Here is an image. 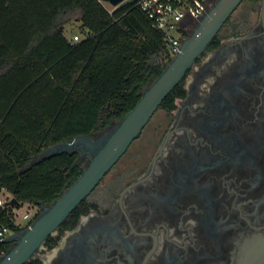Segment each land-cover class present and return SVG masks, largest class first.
<instances>
[{
  "label": "flooded vegetation",
  "instance_id": "flooded-vegetation-1",
  "mask_svg": "<svg viewBox=\"0 0 264 264\" xmlns=\"http://www.w3.org/2000/svg\"><path fill=\"white\" fill-rule=\"evenodd\" d=\"M262 5L255 18L221 27L179 81L185 94L175 107L161 109L128 153L149 121L99 194L109 172L96 186V206L73 227L60 225L50 234L56 245L46 238L24 263H240L264 232ZM209 10L191 20L187 36Z\"/></svg>",
  "mask_w": 264,
  "mask_h": 264
},
{
  "label": "trees",
  "instance_id": "trees-1",
  "mask_svg": "<svg viewBox=\"0 0 264 264\" xmlns=\"http://www.w3.org/2000/svg\"><path fill=\"white\" fill-rule=\"evenodd\" d=\"M72 21L80 22L76 41L65 34ZM173 57L139 0L111 8L100 0H0V190L17 200L0 204V223L18 232L27 224L16 222L14 207L59 197L83 171L79 152L39 156L51 145L111 128ZM184 94L178 82L158 110L171 111ZM92 192L61 232L96 206ZM57 240L49 235L46 244ZM9 248L0 238V258Z\"/></svg>",
  "mask_w": 264,
  "mask_h": 264
},
{
  "label": "water",
  "instance_id": "water-1",
  "mask_svg": "<svg viewBox=\"0 0 264 264\" xmlns=\"http://www.w3.org/2000/svg\"><path fill=\"white\" fill-rule=\"evenodd\" d=\"M116 7L125 0H100ZM243 0H217L201 18L198 28L183 38L180 51L163 69L161 74L147 85L136 105L114 125L96 137L78 135L48 147L40 156L63 151H77L89 154V162L81 175L68 186L51 204H42L41 211L30 225L18 232H11L5 241L15 244L0 258V264H23L46 238L57 231L69 213L101 182L110 169L127 151L131 143L141 134L152 119L165 96L183 78L194 59L221 29L225 21ZM264 22V0L261 10ZM85 145V146H82ZM38 160V159H37ZM17 200L11 199L13 203ZM239 264H264V232L255 236L247 245L245 255Z\"/></svg>",
  "mask_w": 264,
  "mask_h": 264
},
{
  "label": "built area",
  "instance_id": "built-area-1",
  "mask_svg": "<svg viewBox=\"0 0 264 264\" xmlns=\"http://www.w3.org/2000/svg\"><path fill=\"white\" fill-rule=\"evenodd\" d=\"M207 2L208 0H139V5L152 18L153 24L164 32L169 51L175 56L180 51L183 38L190 31L191 20L198 19L204 13ZM81 37L80 33H74L71 39L76 41ZM10 200L11 195L0 190V204L9 203ZM14 211L15 207V215ZM29 217V212L23 213V218ZM9 232L10 229L0 223V238L4 239Z\"/></svg>",
  "mask_w": 264,
  "mask_h": 264
},
{
  "label": "rangeland",
  "instance_id": "rangeland-1",
  "mask_svg": "<svg viewBox=\"0 0 264 264\" xmlns=\"http://www.w3.org/2000/svg\"><path fill=\"white\" fill-rule=\"evenodd\" d=\"M217 0H208L207 2V9L212 8V6L215 4ZM108 8L113 7L112 5H110L109 3L106 5ZM259 3H253V2H244L241 3L239 5V7L234 11V13L231 16V21H235L237 18L240 17H253L255 18L259 12ZM80 22L79 21H72L70 23H68L65 27V34L70 36L74 33H80ZM162 116V110L159 109L155 115L153 116V118L151 119L150 123L147 125V127L145 128V130L143 131L141 137H139L138 139H136L134 141V143L132 144V146L130 147L128 153L132 152L134 150L135 145H137L138 143L143 142L147 136L150 135V130L153 127L154 123L159 120V118ZM116 122V121H115ZM103 133V132H102ZM101 133L96 134L93 137H96L98 135H100ZM79 152V161L82 163V166L85 167L88 162H89V154L88 153H82L81 154V150L78 149L77 150ZM128 155H125L124 157H122V159L119 161V163L117 164V168H119L121 166V161L125 160V158ZM117 169L112 170L111 172H109V174L106 176V178L104 179L103 182H101L99 188L96 190L95 194H99L101 192L102 187L106 184V182L108 181V179L115 173ZM4 194H6V192L4 191ZM91 197L93 198L94 196L91 195ZM29 212L30 213V217L25 219L23 218V213L24 212ZM41 211V205H35V204H31V203H22L20 206L15 207V218L16 221L20 223V225L22 226H26L27 223H31L34 219V215L38 212ZM12 232V231H11ZM11 232H9L8 234H10ZM7 234V235H8Z\"/></svg>",
  "mask_w": 264,
  "mask_h": 264
},
{
  "label": "crops",
  "instance_id": "crops-1",
  "mask_svg": "<svg viewBox=\"0 0 264 264\" xmlns=\"http://www.w3.org/2000/svg\"><path fill=\"white\" fill-rule=\"evenodd\" d=\"M3 193H4V191L6 192V194H8V195H11V193H9L7 190H5V189H2L1 190Z\"/></svg>",
  "mask_w": 264,
  "mask_h": 264
},
{
  "label": "bare ground",
  "instance_id": "bare-ground-1",
  "mask_svg": "<svg viewBox=\"0 0 264 264\" xmlns=\"http://www.w3.org/2000/svg\"><path fill=\"white\" fill-rule=\"evenodd\" d=\"M104 4H105V5H107V4H108V2L104 1Z\"/></svg>",
  "mask_w": 264,
  "mask_h": 264
}]
</instances>
